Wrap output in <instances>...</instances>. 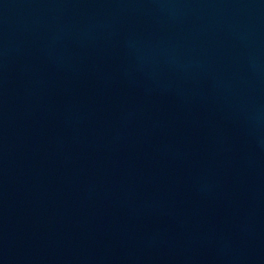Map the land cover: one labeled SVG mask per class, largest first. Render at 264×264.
Wrapping results in <instances>:
<instances>
[{"label": "water", "instance_id": "water-1", "mask_svg": "<svg viewBox=\"0 0 264 264\" xmlns=\"http://www.w3.org/2000/svg\"><path fill=\"white\" fill-rule=\"evenodd\" d=\"M0 264H264V0H0Z\"/></svg>", "mask_w": 264, "mask_h": 264}]
</instances>
